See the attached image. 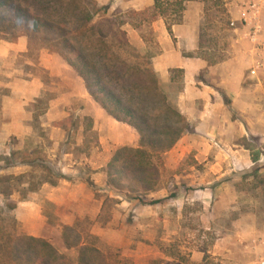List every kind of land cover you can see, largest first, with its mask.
Returning <instances> with one entry per match:
<instances>
[{
  "label": "rangeland",
  "instance_id": "1",
  "mask_svg": "<svg viewBox=\"0 0 264 264\" xmlns=\"http://www.w3.org/2000/svg\"><path fill=\"white\" fill-rule=\"evenodd\" d=\"M183 2L180 37L172 31L176 14L168 11L166 21L153 7L138 12L126 5L116 8L111 0L107 13L94 18L95 30L107 35L108 46L129 67L153 70L188 125L164 155L158 190L143 195L147 202L163 200L153 206L104 187L107 165L119 148L114 141L131 135L137 143L136 133L115 124L108 130L101 109L59 56L26 38L0 37V96L8 100L0 102V210L14 207L10 216L22 231L63 251V228L78 224L80 232L98 237L130 264L264 263V0ZM162 24L166 30L171 25L168 38L184 58L204 62L190 86L208 92L206 98L198 93V100H186L183 74L169 69L162 78L154 69L162 51ZM4 61L13 76L1 69ZM206 108L217 125L196 133ZM11 126L17 132L1 131ZM88 150L94 165L73 163ZM59 174L72 186L80 177L91 180L92 199L50 201L43 181ZM19 204H24L22 218L35 221L33 227L16 218ZM0 221L13 234L10 220L0 214Z\"/></svg>",
  "mask_w": 264,
  "mask_h": 264
},
{
  "label": "trees",
  "instance_id": "2",
  "mask_svg": "<svg viewBox=\"0 0 264 264\" xmlns=\"http://www.w3.org/2000/svg\"><path fill=\"white\" fill-rule=\"evenodd\" d=\"M183 5V0H153V12L167 21L170 11L176 14L172 25H179ZM107 11V6L97 7L91 0H0V37L12 42L26 38L59 56L106 116L134 130L137 145L116 149L107 165L104 187L141 205H158L163 200L147 202L143 195L158 190L164 155L176 146L188 125L170 104L153 70L129 67L117 49L108 46L107 35L95 30V16ZM166 28L171 34V25ZM119 35L124 39V34ZM174 73L183 71H170ZM151 101L157 105L149 106ZM62 179L66 178L61 174L49 176L43 183L55 187ZM85 183L93 186L90 180ZM13 210L10 206L0 210L13 228V234L7 232L0 221V264H130L98 237L80 232L78 224L63 228L64 250L56 249L22 231L10 216Z\"/></svg>",
  "mask_w": 264,
  "mask_h": 264
},
{
  "label": "crops",
  "instance_id": "3",
  "mask_svg": "<svg viewBox=\"0 0 264 264\" xmlns=\"http://www.w3.org/2000/svg\"><path fill=\"white\" fill-rule=\"evenodd\" d=\"M111 0H97V3L98 5L100 6H107L109 3H110ZM114 1V5L115 7H119L121 5L123 6H128V7H131L132 9H134L135 11H144L146 9H150L153 7V0H133L132 2L130 3H126L125 1L123 0H112V2ZM158 27H159V23H158ZM182 27L183 26H177L176 27H173V32L176 34V36L180 37V34L183 33L184 31L182 30ZM185 29V28H184ZM158 35L160 36V39H161V46H162V51H161V54L158 55L156 57V59H154V69L156 70L157 73H160L161 77L164 78L166 77V75H168V70L170 69H176V70H182L183 71V76H184V80L186 82V89H185V92H184V95H188V97L186 98L189 99L191 98V100H198V93L200 95H203L202 97H205L206 98V95L208 94V92H200L198 91L197 89H194L192 86H190L192 84V81H194V78L195 76L201 71L204 69L205 67V64L204 62L198 60V59H188V58H184L182 56V54L180 53L179 50H177L174 45L172 44V42L170 41V39L168 38L169 37V34L167 32V30L165 29L164 25L162 24V27L158 28ZM192 50L195 49V46L194 48H191ZM2 55V52L0 50V58H1ZM1 69H5L9 72V75H14L12 74L14 71L10 69V63H5L2 62L1 63ZM10 71L12 73H10ZM4 87L6 89H11L10 87V84H6L4 85ZM231 89L228 90V94H231ZM202 93V94H201ZM233 96L237 97L238 95L237 94H232ZM1 100L3 101V97L2 95L0 96V102ZM205 100V99H204ZM8 103V100L6 98H4V101L2 102V104H6ZM208 108L205 109L204 112H202L200 114V117L202 119V123L200 126H197L195 128V132L198 133L200 129H202L201 131L205 130V131H210L211 127L214 126V125H217L215 122H213L211 120V113L210 110H207ZM102 111V110H101ZM102 115L104 117V119L107 120V125H108V130H111V124H115L117 126H122V127H125L127 130L129 131H132L131 128H129L128 126L126 125H123V124H120V123H117L116 121L112 120L111 118H109L108 116H106V114L102 111ZM215 117V116H212V118ZM224 125H229V121L226 119L224 121ZM221 126V124H220ZM23 129V132H27V128L24 126L22 127ZM18 128L14 129V127H10L9 130L8 129H3L1 130L2 132L4 131H14V132H17ZM134 131V130H133ZM260 133V132H259ZM264 132H261V136H262V141H264V134H262ZM133 135V134H132ZM131 135H129L128 137H125V138H120L119 140L116 139L114 141V144L117 146V147H131V145L134 147L137 145L136 143V136H132V139L130 138ZM135 145H134V144ZM264 144V143H262ZM177 146V145H176ZM89 149V148H88ZM89 154L87 155H82L79 159H75L73 160L72 156H71V153H67L65 155V158L68 159L70 158V162H72L73 160V163L76 164L78 163L79 165L81 164H84V165H88V166H91V165H94L93 163V159L90 155V150H88ZM94 169V168H92ZM71 174V173H69ZM73 176L72 177H76L78 175V177L80 176V172L77 173H72ZM71 174V175H72ZM93 176V175H92ZM88 179H89V176H88ZM93 179V177H92ZM91 181V180H90ZM76 185L72 186V183L66 181V180H63L62 179V182L60 183L59 186L57 187H50L48 186L47 184L44 185V191L48 192L49 193V200L50 201H53L56 205H63L64 203H74L76 201H78L79 199H86V200H90L92 199L93 197V194L92 193H89V188L88 186L86 185L85 183V180L83 181V179L80 177L78 179V181H76L75 183ZM76 190V193L75 194H72V193H69L68 190ZM68 192V193H67ZM64 193V194H63ZM54 196V198H53ZM55 196H60V198H62V200H58L55 198ZM21 207H24V204H19L17 209H16V213H15V216L16 218L18 219L19 222H21L22 224L25 222L24 226L25 227H33L34 226V223L35 221H29V220H24V218H22V212H21ZM20 209V210H19ZM25 233L29 236L33 235L34 234H31L29 233L27 230H25Z\"/></svg>",
  "mask_w": 264,
  "mask_h": 264
},
{
  "label": "built area",
  "instance_id": "4",
  "mask_svg": "<svg viewBox=\"0 0 264 264\" xmlns=\"http://www.w3.org/2000/svg\"><path fill=\"white\" fill-rule=\"evenodd\" d=\"M262 264H264V263H262Z\"/></svg>",
  "mask_w": 264,
  "mask_h": 264
}]
</instances>
